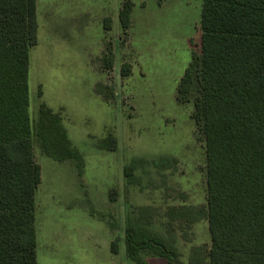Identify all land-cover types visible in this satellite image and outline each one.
<instances>
[{
    "label": "rangeland",
    "instance_id": "1",
    "mask_svg": "<svg viewBox=\"0 0 264 264\" xmlns=\"http://www.w3.org/2000/svg\"><path fill=\"white\" fill-rule=\"evenodd\" d=\"M125 0H36L38 44L30 51V114L45 103L62 110L63 124L84 159V172L59 163L35 146L42 169L36 193L38 264H134L125 254L131 212L139 207L206 205V149L191 118L193 104L180 105L177 87L199 53L202 0H132V27L124 34L119 11ZM106 18L111 29H104ZM107 43L115 49L114 70L101 67ZM132 67L129 77L121 67ZM97 84L113 85L107 102ZM109 133L116 152L98 143ZM176 158L178 165L142 175L127 186L123 168L135 158ZM115 192V193H114ZM180 193H183V197ZM165 220L156 229L164 231ZM119 239L120 253L111 252ZM211 243L208 222L178 232L184 262L193 246ZM149 264H165L144 253Z\"/></svg>",
    "mask_w": 264,
    "mask_h": 264
},
{
    "label": "trees",
    "instance_id": "2",
    "mask_svg": "<svg viewBox=\"0 0 264 264\" xmlns=\"http://www.w3.org/2000/svg\"><path fill=\"white\" fill-rule=\"evenodd\" d=\"M135 4L119 11L124 34L132 27ZM104 29H111L106 18ZM199 53L180 79L176 100L193 104L191 118L206 149V205L139 207L128 219L125 254L134 264H149L144 253L165 264H264V0H202ZM36 0H0V264H38L36 193L42 169L35 146L49 158L70 161L84 172V159L63 124L62 110L45 103L30 114V51L38 44ZM106 72L116 55L107 43L101 57ZM131 65L121 67L129 77ZM107 102L113 85L97 84ZM98 148L116 152L109 133ZM176 158H135L123 168L127 186L141 187L142 175L176 168ZM115 193V192H114ZM183 197V193H180ZM165 220L164 231L155 228ZM208 222L211 243L191 248L182 260L178 232ZM120 253L119 239L111 244Z\"/></svg>",
    "mask_w": 264,
    "mask_h": 264
}]
</instances>
